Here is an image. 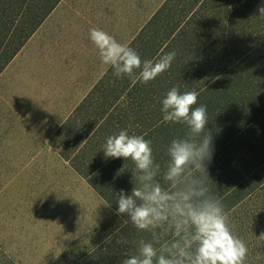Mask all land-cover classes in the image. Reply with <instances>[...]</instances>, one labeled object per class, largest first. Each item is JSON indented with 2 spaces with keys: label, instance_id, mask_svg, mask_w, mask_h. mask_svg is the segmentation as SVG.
Returning a JSON list of instances; mask_svg holds the SVG:
<instances>
[{
  "label": "rangeland",
  "instance_id": "rangeland-1",
  "mask_svg": "<svg viewBox=\"0 0 264 264\" xmlns=\"http://www.w3.org/2000/svg\"><path fill=\"white\" fill-rule=\"evenodd\" d=\"M164 1L60 0L0 73V264H96L101 252L113 254L107 245L120 220L49 139L109 67L89 29L128 44ZM225 2L214 8L219 29L231 9ZM254 16L233 34V54L248 52L256 62L264 59V17ZM257 137L264 140V121L241 140ZM227 152L215 149L219 159ZM257 169L247 167L248 189L227 212L248 247L245 264H264V178L251 179Z\"/></svg>",
  "mask_w": 264,
  "mask_h": 264
},
{
  "label": "trees",
  "instance_id": "trees-1",
  "mask_svg": "<svg viewBox=\"0 0 264 264\" xmlns=\"http://www.w3.org/2000/svg\"><path fill=\"white\" fill-rule=\"evenodd\" d=\"M59 1L0 0V73ZM219 1L227 0H165L127 45L149 60L174 51L171 67L143 84L115 77L109 66L49 139V146L120 220L107 245L113 254L107 258L101 252L95 257L99 259L96 264H121L124 254L135 253L141 240L152 239L149 232L125 225L126 216L117 215L115 193L131 191L134 165L123 158L106 159L102 145L122 129L129 135H143L151 141L155 162L163 169L170 142L187 133L186 126L163 121L161 100L173 86L182 93H199L195 106L207 108V129L215 149L227 147L223 159L214 153L216 159L208 165L206 178L226 212L242 199L243 189H248L245 170L250 164L258 167L251 179L264 175V140H241L264 121V113L259 111L264 105V59L255 58V62L248 52L242 58L233 54L238 44L233 34L241 33V26L255 18V10L264 0H228L231 9L221 21L222 29L214 9ZM259 180L253 184L262 182ZM79 264H90V259Z\"/></svg>",
  "mask_w": 264,
  "mask_h": 264
},
{
  "label": "clouds",
  "instance_id": "clouds-1",
  "mask_svg": "<svg viewBox=\"0 0 264 264\" xmlns=\"http://www.w3.org/2000/svg\"><path fill=\"white\" fill-rule=\"evenodd\" d=\"M257 11L264 17V2ZM89 39L115 77L143 84L166 72L176 56L173 51L156 60L142 59L134 48L98 27L89 29ZM198 95L173 86L161 100L163 121L187 128L183 138L168 145L163 169L155 162L151 141L143 135H129L122 129L102 145L106 159L123 158L134 165L131 191L115 193L117 215L127 217L125 225L152 237L141 240L135 253H125L121 264H245L248 247L233 233L229 215L206 179L215 147L207 129V108L195 106Z\"/></svg>",
  "mask_w": 264,
  "mask_h": 264
}]
</instances>
